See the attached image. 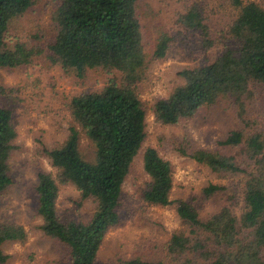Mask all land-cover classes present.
I'll list each match as a JSON object with an SVG mask.
<instances>
[{"label":"trees","instance_id":"16d2710c","mask_svg":"<svg viewBox=\"0 0 264 264\" xmlns=\"http://www.w3.org/2000/svg\"><path fill=\"white\" fill-rule=\"evenodd\" d=\"M52 1L56 3L52 12L56 35L45 47L36 43L41 40L39 35L29 41L16 40L13 46L8 42L12 24L36 1L0 0V69L27 66L37 58L48 68L60 66L80 81L94 71L114 74L101 91L83 93L70 101L74 121L96 149L94 162L81 156L80 131L72 127L61 147H44V156L57 176L40 172L36 187L42 229L67 248L68 264H97L106 235L121 224L119 207L124 185L147 137L143 82L148 80L150 65L167 55L171 38L164 34L154 52L146 49L140 18L142 0ZM223 1L237 12L226 30L228 44L212 61L180 73L183 83L152 106L157 123L176 125L202 108L223 101H237L234 103L242 106L250 103L255 86H264V8L249 0ZM184 22L202 31L207 48L213 46L197 6L187 11ZM16 138L12 112L0 108V195L13 184L9 160ZM244 142L256 164L255 172L239 167L219 149L200 148L190 154L198 164L218 175L244 180L240 195L227 196L219 212L209 217H202L189 200H172V163L155 148L144 152L143 168L149 181L143 200L155 207L176 205L183 227L168 243V252L176 263L264 264V135L245 139L244 133L233 131L218 145L235 147ZM60 184L74 186L82 202L96 204L89 221L60 218ZM224 190L209 184L203 192L209 198ZM26 237L23 227L0 229V264L9 258L2 250L3 244L24 241ZM119 264L164 262L134 257Z\"/></svg>","mask_w":264,"mask_h":264},{"label":"rangeland","instance_id":"374dc122","mask_svg":"<svg viewBox=\"0 0 264 264\" xmlns=\"http://www.w3.org/2000/svg\"><path fill=\"white\" fill-rule=\"evenodd\" d=\"M35 1L31 10L12 24L8 34L10 46L19 39L29 41L34 35L41 37L40 41L36 40L41 46L46 47V42L54 40L56 26L52 12L56 3ZM249 1L264 8V0ZM192 6L199 8L209 28L211 48L205 46L201 30L184 22ZM236 17L237 12L223 0H142L140 18L146 49L154 52L164 34L171 42L165 58L150 65L148 80L143 82L147 137L124 185L119 207L121 224L106 235L97 264H119L134 257L178 264L168 252L172 235L183 228L176 205L150 206L142 198L149 181L143 168L147 148L157 149L173 165L172 200H189L202 217L219 212L227 196H239L244 180L218 175L201 166L190 156L194 150L219 149L239 167L255 172L256 164L250 159L246 142L235 147H219L218 143L233 131L244 133L245 139L264 135V86H255L250 103L241 106L234 100L223 101L202 108L194 117L176 125L157 123L152 109L157 99L166 98L183 83L182 71L207 64L224 49L228 44L226 30ZM113 77V73L99 70L80 81L60 66L48 68L37 58L27 66L0 69V108L12 112V124L17 132L15 150L9 160L13 184L0 195V229L23 227L27 234L24 241L3 244L2 250L9 257L4 264H68L67 248L45 234L44 221L37 210L39 173L57 176L43 149L61 147L68 140L71 128L76 127L80 131L81 156L87 162H94L96 149L74 121L70 101L83 93L101 91ZM209 184L225 190L207 198L203 190ZM80 197L74 186L60 184L57 208L62 220L87 222L92 218L96 204L90 200L82 202Z\"/></svg>","mask_w":264,"mask_h":264}]
</instances>
